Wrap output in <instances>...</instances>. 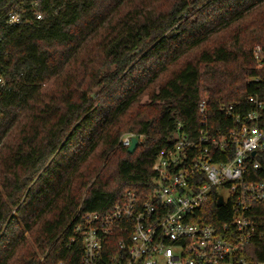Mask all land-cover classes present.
I'll return each mask as SVG.
<instances>
[{
	"label": "trees",
	"instance_id": "1",
	"mask_svg": "<svg viewBox=\"0 0 264 264\" xmlns=\"http://www.w3.org/2000/svg\"><path fill=\"white\" fill-rule=\"evenodd\" d=\"M18 1L0 0V17ZM35 1L40 21L27 1L30 25L0 23V264H80L75 217L144 199L158 152L195 138L201 101L214 136L231 125L221 106L252 96L264 116V0ZM252 210L243 254L261 264L264 204ZM199 212L227 239V207Z\"/></svg>",
	"mask_w": 264,
	"mask_h": 264
},
{
	"label": "built area",
	"instance_id": "2",
	"mask_svg": "<svg viewBox=\"0 0 264 264\" xmlns=\"http://www.w3.org/2000/svg\"><path fill=\"white\" fill-rule=\"evenodd\" d=\"M26 4L40 21L36 1L19 0L0 23L30 25L24 17ZM253 56L256 68L264 67L259 48ZM262 110V103L252 96L243 105L221 106L219 112L231 125L224 133L217 129L214 136L206 101H201L202 120L195 138L178 131V138L158 152L151 167L152 188L144 199L124 193L103 217L96 213L75 217L71 232L81 242L80 264H250L243 253L256 233L252 209L264 204ZM131 137L123 135L119 144L128 148ZM213 197L215 203L221 197L220 208L231 213L222 229L227 239L212 225L195 222ZM114 234L118 237L112 245L108 241Z\"/></svg>",
	"mask_w": 264,
	"mask_h": 264
},
{
	"label": "water",
	"instance_id": "3",
	"mask_svg": "<svg viewBox=\"0 0 264 264\" xmlns=\"http://www.w3.org/2000/svg\"><path fill=\"white\" fill-rule=\"evenodd\" d=\"M130 142H131L130 146L127 148V153L132 154L138 148L139 140L134 136V137H131ZM252 155H254V153H252ZM215 205L217 208H220L222 206V198L221 197H218Z\"/></svg>",
	"mask_w": 264,
	"mask_h": 264
},
{
	"label": "rangeland",
	"instance_id": "4",
	"mask_svg": "<svg viewBox=\"0 0 264 264\" xmlns=\"http://www.w3.org/2000/svg\"><path fill=\"white\" fill-rule=\"evenodd\" d=\"M96 93H97V91L96 92H94V93H91V97H95V95H96ZM175 137H177L178 138V135L176 134V136ZM225 197H226V193H222Z\"/></svg>",
	"mask_w": 264,
	"mask_h": 264
}]
</instances>
